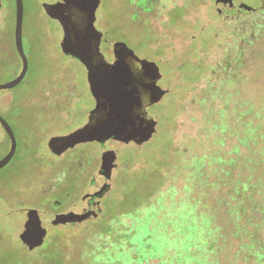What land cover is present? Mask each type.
Returning a JSON list of instances; mask_svg holds the SVG:
<instances>
[{
	"label": "rangeland",
	"instance_id": "374dc122",
	"mask_svg": "<svg viewBox=\"0 0 264 264\" xmlns=\"http://www.w3.org/2000/svg\"><path fill=\"white\" fill-rule=\"evenodd\" d=\"M23 1L29 70L0 90L18 144L0 170V264H264V0H100L96 28L157 64L168 93L148 109L150 141L113 142L100 211L57 230L32 212L86 211L109 168L95 141L51 152V138L86 124L95 98L43 0ZM21 71L16 54L0 57V84ZM2 131L0 160L10 150ZM249 185L254 193L237 194ZM36 230L40 249L25 235Z\"/></svg>",
	"mask_w": 264,
	"mask_h": 264
},
{
	"label": "water",
	"instance_id": "95a60500",
	"mask_svg": "<svg viewBox=\"0 0 264 264\" xmlns=\"http://www.w3.org/2000/svg\"><path fill=\"white\" fill-rule=\"evenodd\" d=\"M231 0H217V5L223 7L227 2ZM100 0H58L55 4H44L47 14L57 20L63 28L64 37L61 42V48L64 54L79 60L88 71V83L90 91L93 97L98 101L99 92L95 83V63L103 61V55L100 53V42L102 33L99 32L95 27L96 21V7ZM18 6V27L16 35V44L23 68L20 75L14 80L0 84V90H8L18 86L26 77L29 61L24 52L23 40H22V23H23V0H17ZM71 11H75L77 16H72ZM69 12V14H66ZM85 19V20H84ZM84 20V21H83ZM87 37L94 38V40H88ZM126 53L135 57L144 67L154 69V72L158 74L157 80L161 78L160 69L157 64L140 60L135 55L134 51L131 50L124 42H116L115 54L117 59L118 54ZM101 64H104L102 62ZM153 96L150 105L159 103L163 97L168 93L167 90L163 89L155 82L153 87ZM108 114L107 118L98 121L95 125L90 122L84 127L75 130L74 132L65 135L53 137L48 143L51 152L56 156H61L67 150L74 148L75 146L84 143L95 141L102 145V160L103 164L109 168V171L105 174L106 182L105 185L92 197L88 210L83 213L82 216L75 218L78 220H89L95 214L100 211V205L102 199L110 191L112 187L111 170L113 165V157L109 153V146L113 141L119 137L123 138L125 144H129L134 141L135 144L142 146L151 140L153 135L157 131V121L150 118L146 124L136 130H131L127 135H123L121 130L124 123L128 119L126 113H122L121 117L112 118ZM0 125L7 132L11 139V147L8 154L0 160V170L6 167L13 159L17 151V139L15 133L10 124L0 116ZM120 140V139H119ZM60 203V202H58ZM81 208L76 206L72 212L62 215L54 214H43L38 211H33V216L39 218L40 221L53 223H65L67 220L73 219L75 215L80 211ZM35 234L39 236L40 242L36 243V247H41L43 244L44 234L36 230L31 233H25V235Z\"/></svg>",
	"mask_w": 264,
	"mask_h": 264
},
{
	"label": "flooded vegetation",
	"instance_id": "af4514ba",
	"mask_svg": "<svg viewBox=\"0 0 264 264\" xmlns=\"http://www.w3.org/2000/svg\"><path fill=\"white\" fill-rule=\"evenodd\" d=\"M57 2L58 0H43L41 1V8L44 14L49 19L58 23L62 31V40H63L64 31H63L62 25L57 20L52 19L47 14L46 9L44 8V4H55ZM25 13H26V8L24 5L23 23H22V40H23ZM66 14H69V12H67ZM71 15L75 17L77 16V13L75 11H71ZM17 16H18L17 0H0V57L5 56L9 52L16 54L20 59L21 70H22L23 63H22L19 51L17 49V44H16V35H17V27H18ZM95 27H96V21H95ZM96 29L99 32H101L98 28ZM87 38L90 41L94 40V38H90V37H87ZM9 39L12 42L11 49L5 48L8 44L7 42ZM61 42H60V47H61ZM113 42L114 41L109 42L108 39L105 38V35L102 33L99 48H100V53L103 55V61L96 62L94 66L95 73H96L95 83H96L97 91L99 92L100 97L98 101L95 99V105L93 109L90 111L88 121L86 122L85 125H87L89 122L95 125L98 121H102V119L107 118L108 114H111L110 116L114 118L116 116L121 117L122 113H126L128 119L124 123L121 133L123 135H127L129 131L136 130L144 126L147 120L150 119L148 115L149 114L148 109L154 106V105L148 106L153 96L152 87L155 82L157 83V85H159V82L162 77L159 80H157L156 77H158V74L154 72V69L144 67L143 64H141L135 57L129 54L119 53L118 54L119 58L117 59L116 54H115L116 41L114 43ZM23 46H24V41H23ZM61 51L64 54L62 48H61ZM24 52L26 54L25 46H24ZM66 56L70 57L68 55ZM70 58H73V57H70ZM102 62H104V64H101ZM83 67L85 68L87 77H88V71L84 65ZM2 132L8 138V141L11 147L10 137L8 136L7 132L4 129ZM119 139L124 141L122 137H119L117 140ZM113 142L109 146V150L113 146ZM134 143H135L134 141H131L129 144L134 145ZM99 145L102 148V145L100 143ZM75 147L67 150L66 152L72 149H75ZM104 179L106 182L105 174H104ZM70 195L71 194H67L68 197H70ZM90 202H91V199H88V201H86V206L88 208H89ZM64 203L65 201L63 200L60 201V203L58 204L54 203L53 205L54 209L52 210L54 211L58 210V208L64 206ZM76 206L81 208L80 211H78V213L75 215L73 219L67 220V222L65 223H53L52 221L43 222V221H40L39 218L37 217L35 218H37L40 221V224L51 225L52 229L57 230L58 228L61 227L60 225H63V224L73 225L75 223H79L82 221V220L76 221L75 218L82 216L83 213H85L88 209L84 211L83 209L84 207H82L81 202L74 204L73 209ZM61 213L62 212L60 213L48 212L46 214H54V215L68 214L64 212L62 214ZM43 240L45 239L43 238Z\"/></svg>",
	"mask_w": 264,
	"mask_h": 264
},
{
	"label": "trees",
	"instance_id": "16d2710c",
	"mask_svg": "<svg viewBox=\"0 0 264 264\" xmlns=\"http://www.w3.org/2000/svg\"><path fill=\"white\" fill-rule=\"evenodd\" d=\"M252 167V166H251ZM251 167H249V168H251ZM253 170H251V169H248V170H246V168H244V172H243V178L244 179H249V182L251 183L252 181H253V178L251 177V176H249L250 174L249 173H251ZM264 177V176H263ZM249 188H246V187H244L243 189L241 188V190L239 191V192H237V194L239 195H247V194H251V193H254L253 192V190H254V186H248Z\"/></svg>",
	"mask_w": 264,
	"mask_h": 264
}]
</instances>
